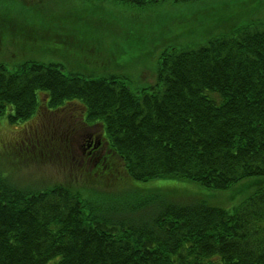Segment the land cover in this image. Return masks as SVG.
<instances>
[{
  "label": "trees",
  "instance_id": "1",
  "mask_svg": "<svg viewBox=\"0 0 264 264\" xmlns=\"http://www.w3.org/2000/svg\"><path fill=\"white\" fill-rule=\"evenodd\" d=\"M115 1L145 10L198 0ZM129 8L131 18L154 22ZM147 26L148 35L145 23L117 28L120 52L122 41L137 53L160 36L164 44L174 21ZM204 32L206 40L193 46L165 44L153 82L138 90L123 75L66 71L61 61L28 59L15 70L0 63V116L20 123L39 112L44 121L47 112L66 110L73 121L62 152L83 166L67 135L75 123L70 110L78 106L103 128L101 144L108 143L112 157L101 172L87 161L88 172L126 183L115 191L92 185L84 193L80 186L42 187L0 172V264H264V22ZM83 46L96 60L99 46ZM41 138L47 136L31 142L40 156L47 145ZM29 150L15 148L12 155L21 159ZM153 179L178 183L137 189L134 182ZM231 200L239 201L222 205Z\"/></svg>",
  "mask_w": 264,
  "mask_h": 264
},
{
  "label": "rangeland",
  "instance_id": "2",
  "mask_svg": "<svg viewBox=\"0 0 264 264\" xmlns=\"http://www.w3.org/2000/svg\"><path fill=\"white\" fill-rule=\"evenodd\" d=\"M129 7L139 9L140 12L134 17L146 20L153 17L154 22H141L131 18L130 14L134 10ZM143 8L115 0H0V63H5L10 70H15L17 64L28 59L61 61L68 67L66 71L75 69L95 75H123L129 81L130 87L138 90L153 82L155 75L153 68L156 69V59L165 44L170 43L177 47L193 46L206 40V33H200L202 30L225 32L232 25L247 19L264 22V0H198L187 4L163 2L149 9ZM81 15L85 16L84 23L76 20L81 18ZM168 19L174 21V27L171 31L165 32L168 35L166 42L163 41L164 44H161L160 36L159 40L156 39V44L149 41L142 43L137 53L129 52L127 43L122 41V46H125L126 50L120 52L121 48H118L115 42L119 34L117 28L127 25L137 30L145 23L148 30L145 34L148 35L151 26L147 25L155 23L159 26L163 20ZM191 28L193 30L190 31ZM83 31H86V34H82ZM67 34H70L69 37ZM145 34L138 36L144 38ZM51 35L53 37H50ZM83 41L94 42L99 46L100 54L96 60L89 59L94 56V52L84 48ZM112 51H118L119 57L112 54ZM106 57L110 58V62H101V58ZM68 105L70 107L74 103ZM75 108L73 113L79 110L78 106ZM62 112L60 109L47 112L44 121L38 112L20 123L10 122L6 115L0 116L1 174L12 175L24 183H39L42 187L55 183L72 184L84 188V193H88L87 190L92 185L99 190L107 188V191L121 188L120 176L114 178L88 172L91 170L89 165L93 157L90 162L88 159L84 160L83 166L86 171L81 170L80 167L83 166L77 165L76 161L72 163L70 157H65L62 149L66 146V126L73 120L67 118L66 110ZM61 115L65 116L62 120ZM74 129L72 128L71 133L68 132L67 135L72 137L77 160L81 161L85 156H82L83 149L94 147L95 138L91 139L89 132L95 131L97 127L73 132ZM35 135L44 138L47 136L46 139H40V143L44 145L47 143L42 147L45 149L42 152L44 155L40 156L36 148L32 149L31 142L36 138ZM27 147L31 150L23 149ZM38 147L41 148L40 145ZM15 148L29 152H26L24 158L19 159L12 155ZM105 182L108 184H104ZM134 182L138 185L137 189L139 186L152 188L155 185L170 187L171 184L178 183L176 179ZM186 182L183 181L181 184L191 185ZM124 184L122 183V187ZM225 192V196L219 193V198L223 199L229 194L227 190ZM237 197H240V194H237ZM238 201L231 200L230 204L222 205L231 206Z\"/></svg>",
  "mask_w": 264,
  "mask_h": 264
},
{
  "label": "flooded vegetation",
  "instance_id": "3",
  "mask_svg": "<svg viewBox=\"0 0 264 264\" xmlns=\"http://www.w3.org/2000/svg\"><path fill=\"white\" fill-rule=\"evenodd\" d=\"M44 109L45 110H51L50 109V105L48 104V102L44 103ZM76 110V109H74ZM70 111L73 112V109H71ZM72 117H74V122H75V125L71 126L70 129L72 130V128H75L73 130V132L75 131H79V130H82V129H88V128H93V126H96V124L94 122H89L86 117H85V114H84V111L82 109L78 110L77 112L75 113H70ZM79 120V123L78 125L76 126V122ZM103 128L102 127H97V129H95V131L93 132H89V135L91 137V139L94 137L96 139H99L100 137L103 136ZM71 143H73V139L71 140ZM102 141L100 140L99 143L95 144L94 147H89L88 150H85L84 154L85 155L84 157L81 158V160H85V159H88L89 162L91 160V157H93V161H92V167H97L99 169V171H104L106 169V163H110V160H112V157H111V153H110V149H108V143L105 142V145L101 144Z\"/></svg>",
  "mask_w": 264,
  "mask_h": 264
}]
</instances>
